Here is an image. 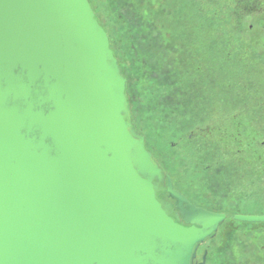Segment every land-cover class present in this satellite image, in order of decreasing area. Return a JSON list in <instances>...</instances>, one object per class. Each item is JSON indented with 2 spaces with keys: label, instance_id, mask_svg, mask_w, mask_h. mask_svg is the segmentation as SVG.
Segmentation results:
<instances>
[{
  "label": "water",
  "instance_id": "95a60500",
  "mask_svg": "<svg viewBox=\"0 0 264 264\" xmlns=\"http://www.w3.org/2000/svg\"><path fill=\"white\" fill-rule=\"evenodd\" d=\"M125 83L89 0H0V264H193L223 214L173 188Z\"/></svg>",
  "mask_w": 264,
  "mask_h": 264
},
{
  "label": "rangeland",
  "instance_id": "374dc122",
  "mask_svg": "<svg viewBox=\"0 0 264 264\" xmlns=\"http://www.w3.org/2000/svg\"><path fill=\"white\" fill-rule=\"evenodd\" d=\"M89 2L110 37L111 48L126 78L125 92L132 123L143 135L147 149L174 187L190 201L213 210L263 212L264 200L258 195L243 202L238 200L235 165L243 159L230 153L232 148L228 154H221L212 147L213 126L225 118V115L215 117L213 114V85L218 80L233 84L239 73L226 74L224 70L222 74L221 68L210 73L202 68L206 63H194L192 58L195 55L194 42L211 43L201 35H210L209 39L213 38L218 44L228 42L222 41L220 36H232L231 46L225 52L237 51L232 57L241 58V64L237 61L232 64L241 66L243 75L251 76V84L245 87L237 83L236 87H228V92L233 94L230 97H236L243 92L248 95L250 90L252 98L261 97L249 108L252 109L253 127L264 132V115L256 111L264 108V71L259 70L263 66L254 64L259 58L264 61V21L261 20L264 18V0ZM208 52L211 50L207 48L203 55ZM246 61L250 65L252 62L250 70L245 67ZM199 65L202 71L198 69ZM256 76L263 85L261 88L252 84ZM236 106L238 109L239 105ZM205 126L210 127V134ZM258 138L264 140V134ZM254 146L256 149L252 148L249 154L250 161L253 165L263 164L264 144L256 141ZM214 162H223V165L217 164L219 167L216 168ZM262 230L264 223L229 219L223 224L219 236L205 244L208 260L213 262L219 254L220 264H233L229 258L233 236L238 240H243L240 237L248 239L252 233H262ZM238 231L244 233L237 234Z\"/></svg>",
  "mask_w": 264,
  "mask_h": 264
},
{
  "label": "flooded vegetation",
  "instance_id": "af4514ba",
  "mask_svg": "<svg viewBox=\"0 0 264 264\" xmlns=\"http://www.w3.org/2000/svg\"><path fill=\"white\" fill-rule=\"evenodd\" d=\"M261 20L264 21V18H261ZM249 27H251V25ZM209 36L210 35H201V38H204L207 41L208 40L211 41V43L209 44L207 43L199 44V41L194 42V45H195V47L193 48L194 53L196 56H198V57H195V55L193 56L192 60L194 61V63L196 62L198 64V61H199V64H201L202 62L206 63V65L202 66V68L205 70H208L207 72H210V73H215L216 69L218 68L219 69L221 68L222 74L224 73V70H225V73L227 72L226 74L239 73L237 74L239 75L237 77L238 80L234 81L235 83L233 84L218 80L215 83V85H213L214 87V91L212 93L213 94V98H212L213 99V102H212L213 114L215 115V117L218 114L219 115L222 114V115H225V118L219 119L217 121L218 123L216 124V126H213L214 134H212V143H213L212 147L216 148L217 152L221 154H228L229 150L232 148L230 153L238 155L240 157V160L243 159L242 162L235 165L237 176H238V178L235 180L238 181L237 184L239 186L237 190V196H239L238 200L240 202H243L245 199H248V198H251L257 195L264 200V162L263 164L253 165L249 157V154H251L253 151L252 148L256 149L254 146L256 144V141H259L260 144H264V140L258 138V135L264 134V132L261 129L257 130V126L253 127L254 125L250 117L252 109L249 108L251 104H253V102L255 103V102H258V100H261V97L252 98V96H250L251 92L248 89L247 90H248L249 96L247 94L246 95L243 94L244 92L241 90V92L243 93H241L240 96L236 95V97H230L233 94L228 92L227 88L233 87L237 83H239V85L242 84L245 87L246 86L249 87L251 84V81H250L251 76H246L245 74L243 75V73L241 72L242 70L240 69L241 66L237 67L236 65L232 64L233 61H237L238 64H241L240 63L241 58L232 57L233 55L236 54L235 52L237 51H234V49H231V50L226 51L227 53L225 52V50L229 46H231L229 45L231 38H232L231 35L228 34V35H225V37L224 35L220 36L223 39L222 41H225V40L228 41L225 44H222V43L218 44V42L214 41L213 38L212 40L209 39ZM220 37H219V40H221ZM207 48L210 49L211 52H208L207 55H203V53L205 52ZM229 56H231L233 59H231ZM199 57H201V60H198ZM250 63L252 65V62ZM245 64H246L245 67L246 68L248 67L250 70L251 65L247 61L245 62ZM254 64L263 66V67H260L259 70L264 71V61L261 58H259ZM198 69L202 71L200 65L198 66ZM255 78L256 79L252 82V84H254L255 88L256 87L261 88V86L263 85L261 84V82H258V79H259L258 76H256ZM125 87H126V83H125ZM222 90L223 92H221ZM222 95L223 96L226 95V97H222ZM127 101H128V98H127ZM236 105H239L238 109H235L237 107ZM240 105H243V106L245 105V106L244 107L242 106L241 108ZM128 106H129V103H128ZM198 107L200 109V105H198ZM256 111H258V113L261 112V114L264 115L263 107L256 109ZM234 122H236L235 123L236 125H234ZM209 128H210L209 126H205L206 132L210 134L211 130ZM199 129L201 131L203 130L201 128ZM214 164H216V168H218L219 167L218 165H223V162L222 163L214 162ZM249 172H250L249 177H247L246 175ZM173 188L176 189L174 185H173ZM180 193L184 195L182 192ZM160 196L170 201L174 206V200L169 198L166 192L161 193ZM184 196L186 197L189 203H192L196 207L203 208L204 210H207L213 213L223 214V220L217 225L216 230L211 235L207 236L203 241L197 244L196 249H195V258L193 259V264L201 263V262H203V264H220L219 254L214 258L213 262L208 260L209 252L205 244L207 243L208 240L215 239L219 236V232L223 224L229 219L236 221V222L238 221V222H245V223H264V222L242 221V220L235 219V216L237 215L261 216V215H264V211L263 212L235 211V212L229 213L225 209L213 210V209L198 205L190 201V199L186 195ZM178 214L180 215V213ZM184 225L188 226L187 224H184ZM240 232L244 233V231H238L236 233L239 234ZM235 237L236 236H233L232 240L230 241V249H229L230 250L229 258L230 260L233 261V264H264V230H262V233H257V232L252 233L248 239L244 237L245 240L243 237L239 238L243 240H238ZM260 238L263 239L262 242L259 240Z\"/></svg>",
  "mask_w": 264,
  "mask_h": 264
},
{
  "label": "trees",
  "instance_id": "16d2710c",
  "mask_svg": "<svg viewBox=\"0 0 264 264\" xmlns=\"http://www.w3.org/2000/svg\"><path fill=\"white\" fill-rule=\"evenodd\" d=\"M91 4V3H90ZM91 7H92V9H93V11H94V13H95V15H96V17H97V14H96V11H95V9H94V7L92 6V4H91ZM201 8V7H200ZM97 19H98V17H97ZM99 21V20H98ZM100 23V22H99ZM101 24V23H100ZM102 25V24H101ZM103 26V25H102ZM104 27V26H103ZM105 29V28H104ZM107 32V31H106ZM108 34V33H107ZM109 41H110V37H109ZM110 44H111V42H110ZM110 47H111V45H110ZM112 49V48H111ZM114 53V52H113ZM133 126H134V124H133ZM135 127V126H134ZM136 129V128H135ZM137 130V129H136ZM138 131V130H137ZM147 148V147H146ZM154 159V158H153ZM155 160V159H154ZM156 161V160H155ZM157 162V161H156Z\"/></svg>",
  "mask_w": 264,
  "mask_h": 264
}]
</instances>
